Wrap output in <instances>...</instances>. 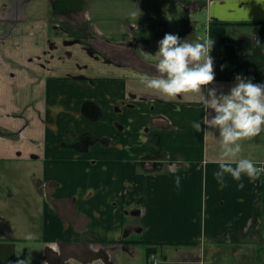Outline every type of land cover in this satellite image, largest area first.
I'll return each instance as SVG.
<instances>
[{
    "label": "crops",
    "instance_id": "crops-1",
    "mask_svg": "<svg viewBox=\"0 0 264 264\" xmlns=\"http://www.w3.org/2000/svg\"><path fill=\"white\" fill-rule=\"evenodd\" d=\"M165 33L264 83V0H0V264H264V177L221 190L198 97L142 83Z\"/></svg>",
    "mask_w": 264,
    "mask_h": 264
},
{
    "label": "clouds",
    "instance_id": "clouds-1",
    "mask_svg": "<svg viewBox=\"0 0 264 264\" xmlns=\"http://www.w3.org/2000/svg\"><path fill=\"white\" fill-rule=\"evenodd\" d=\"M131 16L135 18L137 13ZM214 44L211 37L190 41L165 33L158 42V51L150 55L156 61L157 75H144L142 83L146 89L169 99L198 97L206 112L207 126L218 132L220 142L218 170L213 172V178L221 190L228 186L227 178L243 189L244 177L255 182L264 175V166H256L250 159L240 156L243 141L264 133V83H253L252 78L238 74L227 94L219 91L213 86L215 66L211 52ZM192 127L197 132L204 130L202 123L197 121L192 122ZM180 182L177 176L174 182L177 188ZM18 264L28 262L18 261Z\"/></svg>",
    "mask_w": 264,
    "mask_h": 264
},
{
    "label": "rangeland",
    "instance_id": "rangeland-1",
    "mask_svg": "<svg viewBox=\"0 0 264 264\" xmlns=\"http://www.w3.org/2000/svg\"><path fill=\"white\" fill-rule=\"evenodd\" d=\"M148 155L149 156H156L157 155V152L156 151H150V152H148ZM224 250H226V252H224V253H227V252L230 253V250L229 249H224ZM221 258H225V257L217 256L215 262H214V257H211V259L208 258V264L209 263L210 264H221V260L218 263V260L221 259ZM241 260H243V259H241ZM260 260H261V263H262V261L264 262V259H262L261 257L257 259V261H260Z\"/></svg>",
    "mask_w": 264,
    "mask_h": 264
},
{
    "label": "trees",
    "instance_id": "trees-1",
    "mask_svg": "<svg viewBox=\"0 0 264 264\" xmlns=\"http://www.w3.org/2000/svg\"><path fill=\"white\" fill-rule=\"evenodd\" d=\"M81 142H85L86 145H89V144L92 143V138H90V137H84V138H81L80 143H81Z\"/></svg>",
    "mask_w": 264,
    "mask_h": 264
},
{
    "label": "built area",
    "instance_id": "built-area-1",
    "mask_svg": "<svg viewBox=\"0 0 264 264\" xmlns=\"http://www.w3.org/2000/svg\"><path fill=\"white\" fill-rule=\"evenodd\" d=\"M256 166H264V165H262V164H257ZM261 177H264V175H262ZM157 262H158L157 260H154V261H153V264H157Z\"/></svg>",
    "mask_w": 264,
    "mask_h": 264
},
{
    "label": "flooded vegetation",
    "instance_id": "flooded-vegetation-1",
    "mask_svg": "<svg viewBox=\"0 0 264 264\" xmlns=\"http://www.w3.org/2000/svg\"><path fill=\"white\" fill-rule=\"evenodd\" d=\"M84 137H89V136H84ZM84 137H83V138H84ZM92 142H93V141H92ZM89 145H90V144H89ZM89 145H86V147H88Z\"/></svg>",
    "mask_w": 264,
    "mask_h": 264
}]
</instances>
